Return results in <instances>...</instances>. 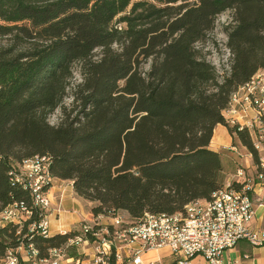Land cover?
<instances>
[{
	"label": "trees",
	"instance_id": "1",
	"mask_svg": "<svg viewBox=\"0 0 264 264\" xmlns=\"http://www.w3.org/2000/svg\"><path fill=\"white\" fill-rule=\"evenodd\" d=\"M229 9L231 68L220 80L197 43ZM6 36L13 44L0 46V212L21 201L33 208L13 170L36 156L47 155L53 177L72 180L77 195L94 203L87 222L118 210L131 221L181 213L223 187L222 152L210 143L217 125H227L232 94L264 67V0H0ZM76 62L80 109L52 124ZM238 134L252 148L249 134ZM38 217L21 229L0 226V264L23 233L39 261L76 234L33 232ZM68 254L80 257L76 246Z\"/></svg>",
	"mask_w": 264,
	"mask_h": 264
},
{
	"label": "built area",
	"instance_id": "2",
	"mask_svg": "<svg viewBox=\"0 0 264 264\" xmlns=\"http://www.w3.org/2000/svg\"><path fill=\"white\" fill-rule=\"evenodd\" d=\"M240 86H245V93L225 107L223 117L226 124L235 129L233 143L228 147L244 161L224 183L213 203L194 209L189 217H183V221L157 216L128 221L117 211L112 213L115 224H105V215L99 213L93 216L94 225L82 221L80 229L70 237V245L57 250L55 258L64 256L71 246H82L91 250L90 254L84 252L90 257L87 264H157V261L147 263L144 254L167 248L175 264H197L194 260L197 256L209 264H223L224 252L241 241L264 247V69L260 68V75H252L249 84ZM238 131L249 134L252 148L243 144ZM238 145L247 153L242 154ZM40 160H47V155ZM39 161L26 163V169L15 166L13 171H16L17 180H24V186L37 192L41 216L38 221H33V228L51 229V215L60 211L54 206L51 188H47L48 164H52V160H47V168H39ZM259 210H262L260 214ZM30 213L23 201L15 202L9 211L2 213V221L19 224L21 229L20 220H30ZM26 235L23 233L17 246L7 249L3 264H22L24 261L37 264L32 251L23 250V242H29L24 240ZM101 246H110V255H102ZM68 261L82 264L80 259ZM51 264L58 262L54 260Z\"/></svg>",
	"mask_w": 264,
	"mask_h": 264
},
{
	"label": "rangeland",
	"instance_id": "3",
	"mask_svg": "<svg viewBox=\"0 0 264 264\" xmlns=\"http://www.w3.org/2000/svg\"><path fill=\"white\" fill-rule=\"evenodd\" d=\"M233 15H234V10L232 9L226 10L223 13L219 14L215 23V27L208 33L207 38L197 43V48L199 49L202 57L207 59L216 67V70L220 75V80L223 79L224 75L230 72V68H231L230 55H232V51L228 46L229 39L225 27L233 23L232 21ZM12 44H13V38L11 36L0 38V46L7 47V46H11ZM113 47L117 49L120 48L118 44H114ZM101 54H102V48L99 47L95 49L93 53L94 55L93 58L98 59L101 57ZM150 66H151V59L144 61L141 66V69L144 72H147L150 69ZM82 81H83V74L81 70V63L76 62L72 65V77H71V84L68 90V94L66 95L60 106L49 114L48 120L50 121V123L58 124L65 118H73L74 116H76L80 107L78 106V102L74 100L72 93L73 91H75L78 84L82 83ZM217 130L219 135H216V139L220 140V143L225 144L224 143L225 141H227V143H229L230 145L233 143V137L230 134L227 125L220 124ZM220 143H218L219 145H216V148L222 152V159L225 164L223 169V176L225 183L230 177H232L236 173L238 167L242 165L244 159L238 153L230 150L229 147H221ZM238 146L242 154L247 153L244 147H242L241 145ZM118 211L121 214H123V217L126 220L131 221L132 218L130 217L131 219H129L128 216L126 215L127 211L125 210H118ZM261 211L262 210H259L258 214H260ZM85 223H89V222H87L86 220L84 221V224ZM1 224H2V212H0V226Z\"/></svg>",
	"mask_w": 264,
	"mask_h": 264
},
{
	"label": "crops",
	"instance_id": "4",
	"mask_svg": "<svg viewBox=\"0 0 264 264\" xmlns=\"http://www.w3.org/2000/svg\"><path fill=\"white\" fill-rule=\"evenodd\" d=\"M215 128L213 138L210 143V147L220 151L216 148L219 145L220 140L216 139V135H219L218 128ZM224 134V132H223ZM225 144L220 143L221 147H228L230 145L227 141ZM53 184L51 185V195L53 197L54 206L59 207L60 211H54L51 215V229L52 233L66 231H76L81 227L82 221L91 220L90 209L93 206V202L88 201L75 192L73 181L70 179L54 178ZM82 202V203H81ZM84 206H83V205ZM80 206V208H79ZM79 210H78V209ZM67 215V216H65ZM71 215V216H68ZM6 225L2 221L1 226ZM79 258L71 257L68 254V249L65 250V255L55 258H49V261H37V264H51L52 261L56 260L58 264H77L74 262H69L68 259H80L82 264H87L89 262V256L84 252L91 253V250H86L84 247H77ZM24 250V249H23ZM26 258V257H24ZM144 259L147 263L152 261H157V264H173L174 260L170 255V251L167 248L160 250H150L144 254ZM195 262L197 264H209L203 257H195ZM223 264H264V247H254L251 246L246 241H241L235 248L228 249L224 252L222 256ZM22 264H30V262L24 261Z\"/></svg>",
	"mask_w": 264,
	"mask_h": 264
},
{
	"label": "bare ground",
	"instance_id": "5",
	"mask_svg": "<svg viewBox=\"0 0 264 264\" xmlns=\"http://www.w3.org/2000/svg\"><path fill=\"white\" fill-rule=\"evenodd\" d=\"M264 69V67L262 68ZM255 75H260V70L257 71V73ZM249 84V82L247 83ZM243 93H245V86L241 87L239 90H237L236 92H234L231 96V100L229 101V105L233 104L235 102V100H239V95H243ZM224 115H225V111H224ZM41 157L44 156H36L32 159H28L25 162H23L18 169H26V163H36L37 161H39L41 159ZM47 160H50L49 157H47ZM47 160H40L39 161V168H47ZM50 165L48 164V175L50 177H47V188H50L51 185L53 184L54 178L53 175L51 174L50 171ZM15 177H16V181H18L23 187H25L26 189H28V191L31 193L32 195V209L31 213H30V218L32 215H34V212L37 213V215L40 217L41 216V208H40V203H38L37 200V192H34V188L30 187V186H24V180H17V174L15 173ZM221 189L220 188L213 196L212 200H208V201H204V200H196L193 201L191 203H189L188 205H186L185 207V211L181 212V213H177V214H172V215H168V214H164V213H151V212H147L143 215V217L141 218H145L148 216H157L159 219H173L176 221H183V217H189L190 214H193L194 209L198 208V207H206V205H208L209 203H213L214 202V198H216L217 194L221 193ZM25 205V204H24ZM26 207V205H25ZM10 208L6 209L4 212L2 213H6L7 211H9ZM25 221L28 220H20V224L22 225ZM4 224H9L10 221H3ZM86 225H94V220L89 222V223H85ZM105 224H115V216L113 215H105ZM33 223L30 225V230L35 232L37 231V233H40L42 235H49L51 233L50 229H45V228H33ZM68 245H70V240ZM67 245V246H68ZM23 249L24 250H31L32 251V256L34 258L35 263L38 260L37 258V251L34 249L33 245H29L28 248H26L23 245ZM58 250V249H57ZM57 250H53L51 255L57 256ZM101 253L102 255H110V246H101ZM6 260V258H5ZM4 260V261H5ZM125 264H132V262H125Z\"/></svg>",
	"mask_w": 264,
	"mask_h": 264
}]
</instances>
